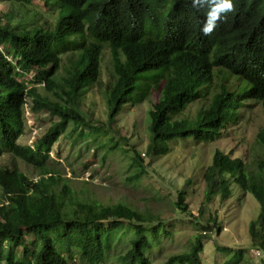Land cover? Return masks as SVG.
Listing matches in <instances>:
<instances>
[{
  "label": "trees",
  "instance_id": "trees-1",
  "mask_svg": "<svg viewBox=\"0 0 264 264\" xmlns=\"http://www.w3.org/2000/svg\"><path fill=\"white\" fill-rule=\"evenodd\" d=\"M30 5L34 0H0ZM58 9L54 23L14 25L0 15V157L7 150L12 159L40 171L36 181L15 164L0 167V264H70L77 255L87 264L104 260L110 238L125 222L133 229L130 247L118 256L120 264H149L150 246L145 224L158 221L142 216L123 204L94 208L73 203L66 186L59 189L60 175L46 164L61 135V125L87 128L101 134L117 135L115 120L135 92L150 88L143 79L152 76L159 97L148 112L149 156L164 155L163 146L175 139L213 141L225 126L235 124L240 108L257 102L264 118V0H233L234 10L218 22L211 35L201 29L208 5L194 7L192 0H47ZM77 53L67 58L63 76L55 77L60 59L69 46ZM107 55L111 78L106 87V122L93 126L82 111L83 95L101 78L102 59ZM37 71L43 89L19 81L16 72ZM217 70L221 82L207 106L194 120L174 119L202 95ZM222 70L247 84L242 91L231 90ZM45 111L59 118L32 146L18 144L24 108ZM264 141V125L257 133ZM134 163L145 170L139 155ZM208 190L216 187L219 199L231 198V184L251 194L260 212L248 226L251 241L264 252V161L255 174L243 160L216 150L206 167ZM69 202V206L65 201ZM68 207H72L69 210ZM176 207L187 211L182 194ZM213 225L216 221L212 220ZM159 225L150 229L157 240ZM207 225L204 231L211 230ZM27 236L38 244L34 261L17 249ZM206 234H198L191 247L170 256L163 264H200ZM60 246L64 253L59 250Z\"/></svg>",
  "mask_w": 264,
  "mask_h": 264
},
{
  "label": "rangeland",
  "instance_id": "rangeland-1",
  "mask_svg": "<svg viewBox=\"0 0 264 264\" xmlns=\"http://www.w3.org/2000/svg\"><path fill=\"white\" fill-rule=\"evenodd\" d=\"M46 2L34 0L30 5H19L3 1L0 2V15L8 16L14 25L51 24L57 20L58 9L47 6ZM74 48L76 45L69 46L61 56L56 78L65 74L67 58L77 53ZM101 69L100 80L83 95L81 105L93 126L106 122L105 94L111 78L107 55L102 59ZM16 77L28 88L43 89L44 78L37 71L22 74L17 70ZM140 79L150 88L135 92L132 102L118 114L115 120L116 136L82 127L75 129L72 123L61 125V135L46 161L60 175L59 189L66 186L69 190L67 198L73 203L94 208L123 204L137 210L142 216L156 218L158 221L144 225L150 240L145 252L149 264H163L170 256L187 251L198 234H206L208 238L202 242L200 264H257V261L264 264V252L254 245L248 233L249 223L260 212L258 202L233 183L231 198L222 202L216 187L208 190L203 178L216 150L243 160L247 171L255 174L258 161H264V141L261 144L256 138L264 125L260 104L247 101L240 108L236 123L225 126L213 141L178 138L163 146L164 155L149 156L146 153L148 112L159 97V92L153 90L158 81L155 83L152 76ZM221 79L231 90L242 91L248 87L228 71L222 70ZM220 82L215 70L213 80L203 88L200 98L186 106L174 119L194 120L199 109L207 106L218 91ZM57 122L59 118L48 112L32 111L30 100H27L23 121L18 126V144L32 146L34 140L43 136ZM134 152L139 155L145 170L138 179H134L140 170L139 164L133 162ZM13 164L31 180L38 179L39 170L21 160L12 159L5 150L0 157V167H11ZM180 194L184 197L185 212L176 207ZM65 202L69 206V202ZM212 220L216 221V225ZM157 225L159 236L153 240L150 229ZM207 225L212 229L204 231L203 227ZM132 238V226L123 223L110 238L104 260L97 264H120L118 256L129 249ZM25 240V246L17 249V256L25 253L34 261L38 244L31 236ZM70 264L87 263L75 254Z\"/></svg>",
  "mask_w": 264,
  "mask_h": 264
},
{
  "label": "clouds",
  "instance_id": "clouds-1",
  "mask_svg": "<svg viewBox=\"0 0 264 264\" xmlns=\"http://www.w3.org/2000/svg\"><path fill=\"white\" fill-rule=\"evenodd\" d=\"M192 2L194 7L208 5L206 18L201 29L205 36L211 35L223 16L234 10L233 0H192Z\"/></svg>",
  "mask_w": 264,
  "mask_h": 264
}]
</instances>
